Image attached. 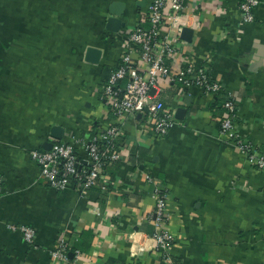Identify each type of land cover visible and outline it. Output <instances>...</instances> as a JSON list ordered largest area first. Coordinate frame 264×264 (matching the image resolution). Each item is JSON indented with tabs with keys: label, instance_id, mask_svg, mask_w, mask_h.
Wrapping results in <instances>:
<instances>
[{
	"label": "crops",
	"instance_id": "1",
	"mask_svg": "<svg viewBox=\"0 0 264 264\" xmlns=\"http://www.w3.org/2000/svg\"><path fill=\"white\" fill-rule=\"evenodd\" d=\"M149 1L0 0V264H59L51 257L58 240L77 234L79 264H170L148 239L155 201L147 174L167 192L161 229L173 236L175 264H264V168L220 134L225 111L214 96L160 81L157 98L176 121L164 137L145 116L115 117L101 96L126 33L147 27ZM241 1L186 0L191 41H176L167 64L172 76L189 63L205 67L220 94H232L239 135L264 156V0L250 24L240 21ZM114 2L123 4L125 23L117 34L105 29ZM88 47L101 51L98 64L84 60ZM110 126L122 131L121 158L104 173L106 191L80 197L73 183L56 191L29 155ZM52 127L62 129L61 140L51 138ZM8 224L32 227L34 244Z\"/></svg>",
	"mask_w": 264,
	"mask_h": 264
},
{
	"label": "built area",
	"instance_id": "2",
	"mask_svg": "<svg viewBox=\"0 0 264 264\" xmlns=\"http://www.w3.org/2000/svg\"><path fill=\"white\" fill-rule=\"evenodd\" d=\"M185 1H149L145 12L147 27L132 28L126 33L118 63L100 89L102 98L115 117L145 116L152 122L154 133L158 137L166 136L176 123L174 109L164 107L157 98L162 91L160 81H173L181 90L197 88L208 96L222 91L220 82L213 79L205 67H196L189 63L175 75L171 74L167 63L175 54L174 43L180 39L183 29L187 28ZM260 3L261 0H242L239 3L238 12L242 24L253 23L254 11ZM226 95L228 101L224 103L225 114L219 121V132L226 135L252 165L263 169L264 156L257 154L251 142L239 135L234 98L231 93ZM121 136L119 127L110 126L93 133L89 140L75 143L54 142L48 151L33 150L29 155L51 188L64 191L73 183L78 195L83 197L94 188L107 190L109 180L103 169L120 161L117 141ZM76 143L85 152L84 162L77 159ZM145 179L153 186L155 201L150 215L155 231L148 235V239L153 244L152 250L159 253L160 260L173 264L170 255L173 236L161 229L167 221V192L150 175H145ZM1 184L0 177V196ZM7 228L18 231L27 245L34 244L35 230L32 227L8 224ZM69 244L68 239L61 237L51 253L52 259L59 264H79L81 253L77 250L68 253ZM146 250L144 246L138 247L139 253ZM69 254H72L71 258Z\"/></svg>",
	"mask_w": 264,
	"mask_h": 264
},
{
	"label": "water",
	"instance_id": "3",
	"mask_svg": "<svg viewBox=\"0 0 264 264\" xmlns=\"http://www.w3.org/2000/svg\"><path fill=\"white\" fill-rule=\"evenodd\" d=\"M123 4L114 2L108 7V13L109 16L106 18V23H105V29L106 31L110 33H119L121 29L125 28V23L121 20V15H122V9ZM191 35H192V30L188 28H184L180 39L185 41V42H190L191 41ZM100 56H101V51L95 47H88L85 50V55H84V60L87 63L90 64H98L100 61ZM175 116L178 118L181 117V115L184 113L183 109H177L175 111ZM51 138L54 140H61L63 131L59 127H52L51 128ZM52 143H49V147L51 148ZM69 257H72V254H69Z\"/></svg>",
	"mask_w": 264,
	"mask_h": 264
},
{
	"label": "trees",
	"instance_id": "4",
	"mask_svg": "<svg viewBox=\"0 0 264 264\" xmlns=\"http://www.w3.org/2000/svg\"><path fill=\"white\" fill-rule=\"evenodd\" d=\"M169 62V61H168ZM122 84V83H121ZM221 93V92H220ZM220 93H218V94H215L214 95V102H213V104L212 105H214L215 107L217 106V108L219 109V110H223V111H225V109H224V103L226 102V101H228V97H227V95H221ZM233 97V96H232ZM234 104H235V107L237 106L236 105V102H235V100H234ZM212 107V106H211ZM237 108V107H236ZM91 138V137H90ZM119 140V139H118ZM117 146H118V141H117ZM117 163V162H116ZM116 163H113L112 165H114V164H116ZM112 165H110V166H108V167H105L104 169H103V172L104 173H106V171L109 169V168H111V166ZM109 186H107V188H108ZM152 189H153V187H152ZM148 235H152V233H150V234H148ZM83 247H84V241H83V239H82V234H77V235H72V237H71V241H70V244L68 245V253H73L74 251H79L80 253H82L83 252ZM171 260H172V263L173 264H175V261H174V259L171 257Z\"/></svg>",
	"mask_w": 264,
	"mask_h": 264
}]
</instances>
